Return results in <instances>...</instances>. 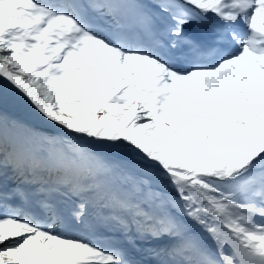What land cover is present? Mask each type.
Masks as SVG:
<instances>
[{
    "label": "snow or ice",
    "instance_id": "snow-or-ice-1",
    "mask_svg": "<svg viewBox=\"0 0 264 264\" xmlns=\"http://www.w3.org/2000/svg\"><path fill=\"white\" fill-rule=\"evenodd\" d=\"M0 264H264V0H0Z\"/></svg>",
    "mask_w": 264,
    "mask_h": 264
}]
</instances>
